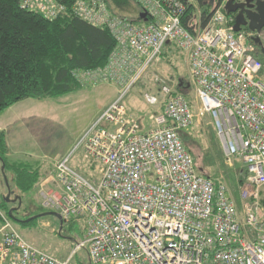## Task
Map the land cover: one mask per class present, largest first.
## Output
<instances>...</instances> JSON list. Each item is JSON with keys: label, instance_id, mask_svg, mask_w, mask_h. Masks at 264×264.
Listing matches in <instances>:
<instances>
[{"label": "built area", "instance_id": "1", "mask_svg": "<svg viewBox=\"0 0 264 264\" xmlns=\"http://www.w3.org/2000/svg\"><path fill=\"white\" fill-rule=\"evenodd\" d=\"M134 1L146 21L112 12L108 0L71 4L76 16L115 40L105 65L76 69L73 76L83 86L121 88L79 142L99 163V180L70 167L65 157L53 177L39 184L42 206L62 221L83 222L84 237L60 259L26 241L0 210V264H78L80 249L90 264H264V27L235 31L234 19L223 11L225 0L213 3L204 25L199 14L193 17L190 29L181 19L192 0ZM19 5L50 19L65 10L58 0ZM169 42L187 56L194 99L154 74L143 99L160 112L142 133L123 95L143 80ZM205 115L225 163L239 160L243 166L238 201L222 176L198 173L180 136Z\"/></svg>", "mask_w": 264, "mask_h": 264}, {"label": "rangeland", "instance_id": "2", "mask_svg": "<svg viewBox=\"0 0 264 264\" xmlns=\"http://www.w3.org/2000/svg\"><path fill=\"white\" fill-rule=\"evenodd\" d=\"M122 11L123 15L134 18L139 12V6L134 0H129L127 8ZM195 12L199 14V8ZM154 74L161 75L173 83L181 82V91L191 101L194 99V88L190 81L187 56L173 42L166 43L162 49L161 59L150 67L143 80L135 83L123 95V103L129 113L139 122V132L142 133L151 127L149 117L160 112L159 106L155 108L143 99V92L152 85L151 77ZM120 93L121 88L115 83L81 85L78 90L49 100L46 106L39 108V114H36L35 109H30L32 111L30 116L33 118L28 119L27 125L23 129L26 141L22 147L25 151H33V155L27 153L21 155V158L33 160L37 159L35 152H45L46 158L40 159L41 165L42 168H49L53 165V156L68 148L67 153L58 161L66 157L70 167L83 175L87 174L92 179L99 180V163L85 153L79 142L105 105L107 106L111 100L117 98ZM51 114L56 116L55 125L50 121L49 115ZM34 117H38L39 120L36 127L31 126L34 124ZM186 131V145L197 165L202 168L205 174H214V178L222 176L231 195L238 201L239 178H241L239 175L243 166L239 160L234 161L231 166L225 163L221 142L213 129L209 116L205 115L201 123H195ZM1 167L0 162V210L6 214L26 241L51 255L64 259L82 236L85 229L84 223L76 221L71 227L63 226L60 234L51 232L50 226H45L43 223L45 221L56 222L53 214L55 211L42 206L35 187L24 194L20 202L14 200L18 192L11 181L10 173L5 176L7 183L5 182ZM8 187L11 189L10 200L5 201ZM14 195L16 196L14 197ZM74 260L79 264H87L85 249L78 250Z\"/></svg>", "mask_w": 264, "mask_h": 264}, {"label": "trees", "instance_id": "3", "mask_svg": "<svg viewBox=\"0 0 264 264\" xmlns=\"http://www.w3.org/2000/svg\"><path fill=\"white\" fill-rule=\"evenodd\" d=\"M58 1L65 5V10L50 19L21 8L19 0H0V112L26 98H57L78 90L81 84L73 76V71L105 65L114 49L115 40L107 29L76 16L71 8L72 0ZM222 1L213 0V3L220 5ZM128 2L108 0V4L112 5L110 10L118 15H123L122 10L127 8ZM213 3L211 0L185 3L182 24L190 29L189 21L198 17L195 12L198 8L200 22L203 25L207 23ZM132 20L141 22L139 16L132 17ZM180 88L177 82L176 91L186 97ZM186 132H180L185 145ZM6 152L5 136L0 131V161L5 175L10 173L11 181L22 197L36 187L42 175L31 165L10 161ZM196 166L198 173L214 178V174H205L197 163ZM74 222L75 219L70 225ZM87 264H90L89 261Z\"/></svg>", "mask_w": 264, "mask_h": 264}, {"label": "crops", "instance_id": "4", "mask_svg": "<svg viewBox=\"0 0 264 264\" xmlns=\"http://www.w3.org/2000/svg\"><path fill=\"white\" fill-rule=\"evenodd\" d=\"M130 17H132V16H130ZM52 99H55V98H44V99L26 98V99H23V100H20V101L14 103L10 107L6 108L4 111L0 112V131L3 132V134L5 136V142H6V148H7L6 155H7L8 159L14 163L31 165L32 168L38 169L40 171L42 176H41V179L38 181V183L35 187L37 192L39 190V184L43 179H46L48 177H53V175L55 174V164L58 162V160L63 155H65V153H67V150H68V148H67V150L60 151L55 156H53L52 160L54 162H53V165L49 168H44V167L42 168V165H41V163H42L41 160L46 158L45 152H43V153L38 152V151L35 152L37 159H33V160H30V159L26 160V159L21 158L22 157L21 155H23V154L26 155L28 153V155H33L32 154L33 151H31V152L25 151L22 147L23 143L26 141L24 138L25 133H24L23 129L27 125L26 122L28 121V119L33 118L32 116H30V114L32 113V111L30 109H32V108L35 109L34 111H36V114H39V108L41 106H46L47 102H49V100H52ZM105 107H106V105H105ZM104 109L105 108H103V110ZM49 117H50V121L52 122V124L55 125L56 116L54 114H51V115H49ZM34 119H35V121H34V124L31 125L32 127H36L38 125V121H39L38 117H34ZM25 148L28 149L27 146H25ZM1 164H2V162H1ZM85 176L92 179V177L90 175L85 174ZM93 180H95V179H93ZM48 189L49 190L52 189V186L50 184L47 185L46 190H48ZM17 196H19L21 198V196L19 194H17ZM38 196H39V192H38ZM39 199L41 201L40 196H39ZM41 204H42V202H41ZM55 220H56V222L54 221L53 223H50L49 221H45L43 224H45V226H50L51 232H53V233L57 232L58 234H60L62 232L63 226H67V227L70 226L71 227L70 224L72 223L73 219L69 222H65V221L59 220L58 217L55 216ZM0 225H1V223H0ZM84 230H83L82 236L84 234Z\"/></svg>", "mask_w": 264, "mask_h": 264}, {"label": "water", "instance_id": "5", "mask_svg": "<svg viewBox=\"0 0 264 264\" xmlns=\"http://www.w3.org/2000/svg\"><path fill=\"white\" fill-rule=\"evenodd\" d=\"M213 3V0H211ZM248 4V8L245 9V4ZM237 8H240V11L235 17L233 29L238 31L241 26H247L249 30L260 32L264 27V0H244L240 3H234V0H226L224 3V9L226 13L234 12ZM139 17L146 21L145 12H140ZM254 41L261 45V40L259 37H255ZM179 86H181V82H179ZM2 173L4 175L5 182L6 175L4 173V165L2 163L1 167ZM11 189L8 187V193L5 197V201H9ZM14 200H18L20 202L21 198L19 196L15 197ZM59 220H62L61 215L57 212L53 213Z\"/></svg>", "mask_w": 264, "mask_h": 264}, {"label": "flooded vegetation", "instance_id": "6", "mask_svg": "<svg viewBox=\"0 0 264 264\" xmlns=\"http://www.w3.org/2000/svg\"><path fill=\"white\" fill-rule=\"evenodd\" d=\"M226 1V0H225ZM242 1H244V0H234V3H240V2H242ZM248 4H250V3H248ZM248 4L246 3L245 4V9H247L248 8ZM240 11V8H237L234 12H231V13H229L230 14V16L235 20V17H236V15L238 14V12ZM242 28L243 27H247V26H241ZM16 195H14V197H15ZM17 201V200H16Z\"/></svg>", "mask_w": 264, "mask_h": 264}]
</instances>
